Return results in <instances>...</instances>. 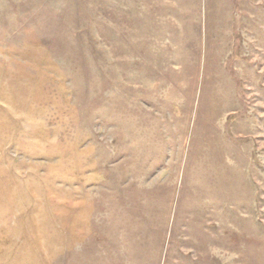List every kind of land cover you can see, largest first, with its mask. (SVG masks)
<instances>
[{
  "label": "rangeland",
  "instance_id": "374dc122",
  "mask_svg": "<svg viewBox=\"0 0 264 264\" xmlns=\"http://www.w3.org/2000/svg\"><path fill=\"white\" fill-rule=\"evenodd\" d=\"M0 264H264V0H0Z\"/></svg>",
  "mask_w": 264,
  "mask_h": 264
}]
</instances>
